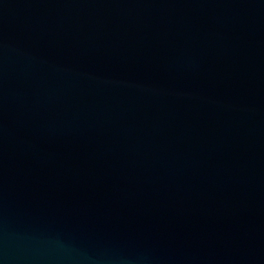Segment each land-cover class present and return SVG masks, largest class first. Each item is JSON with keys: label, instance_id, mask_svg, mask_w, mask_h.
Instances as JSON below:
<instances>
[{"label": "water", "instance_id": "obj_1", "mask_svg": "<svg viewBox=\"0 0 264 264\" xmlns=\"http://www.w3.org/2000/svg\"><path fill=\"white\" fill-rule=\"evenodd\" d=\"M0 264H264V0H0Z\"/></svg>", "mask_w": 264, "mask_h": 264}]
</instances>
